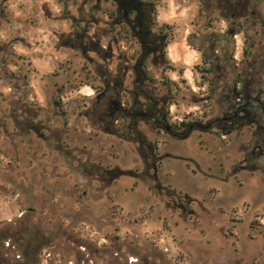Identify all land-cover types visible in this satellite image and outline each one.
<instances>
[{
  "label": "rangeland",
  "instance_id": "obj_1",
  "mask_svg": "<svg viewBox=\"0 0 264 264\" xmlns=\"http://www.w3.org/2000/svg\"><path fill=\"white\" fill-rule=\"evenodd\" d=\"M250 1L0 0V264H264Z\"/></svg>",
  "mask_w": 264,
  "mask_h": 264
},
{
  "label": "trees",
  "instance_id": "obj_2",
  "mask_svg": "<svg viewBox=\"0 0 264 264\" xmlns=\"http://www.w3.org/2000/svg\"><path fill=\"white\" fill-rule=\"evenodd\" d=\"M264 1V0H263ZM250 0H219L218 9L222 11L223 15L230 19L232 22L237 21V19L245 18L249 14V5ZM132 4V3H131ZM137 11L141 13L143 11V6L138 5L136 7ZM248 19V17H246ZM250 51L244 50V57H249ZM209 71V70H208ZM151 81L153 79L149 78ZM167 84V83H166ZM201 121L199 120H189V121H181L179 126L183 127H194L195 125H200ZM206 127V126H205ZM26 258L29 256L28 253L24 254ZM29 258L24 262L25 264H30Z\"/></svg>",
  "mask_w": 264,
  "mask_h": 264
},
{
  "label": "clouds",
  "instance_id": "obj_3",
  "mask_svg": "<svg viewBox=\"0 0 264 264\" xmlns=\"http://www.w3.org/2000/svg\"><path fill=\"white\" fill-rule=\"evenodd\" d=\"M188 12V9L185 8L181 11L180 15L183 16ZM176 16V6L171 2H169V11L167 13H165L163 10H161V15H160V19L161 20H170L172 17ZM168 54L169 56H171V58L173 60L178 59V56L176 54V46L175 45H170L168 48ZM197 57V53L195 51H187L185 57H184V62L186 64H191L193 62V60ZM173 79H176L175 74H171ZM185 76H187L189 78V82L191 83V73L190 72H185ZM81 92L87 94V95H92L93 90L89 87H83L80 89Z\"/></svg>",
  "mask_w": 264,
  "mask_h": 264
},
{
  "label": "crops",
  "instance_id": "obj_4",
  "mask_svg": "<svg viewBox=\"0 0 264 264\" xmlns=\"http://www.w3.org/2000/svg\"><path fill=\"white\" fill-rule=\"evenodd\" d=\"M186 53H187V49H186ZM192 73V72H191ZM192 75H193V73H192Z\"/></svg>",
  "mask_w": 264,
  "mask_h": 264
}]
</instances>
